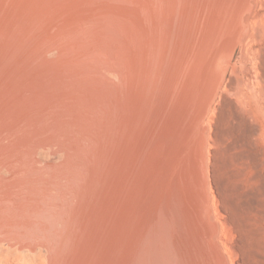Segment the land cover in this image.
Masks as SVG:
<instances>
[{
	"label": "bare ground",
	"instance_id": "1",
	"mask_svg": "<svg viewBox=\"0 0 264 264\" xmlns=\"http://www.w3.org/2000/svg\"><path fill=\"white\" fill-rule=\"evenodd\" d=\"M257 6L0 0V264L264 263L263 199L213 184L214 210L203 136Z\"/></svg>",
	"mask_w": 264,
	"mask_h": 264
},
{
	"label": "rangeland",
	"instance_id": "2",
	"mask_svg": "<svg viewBox=\"0 0 264 264\" xmlns=\"http://www.w3.org/2000/svg\"><path fill=\"white\" fill-rule=\"evenodd\" d=\"M257 1H258V6L256 8V11L257 12H259V11L264 12V0H257ZM261 5H262V7H261ZM263 21H264V17L259 18V19H254V18L249 19V22L247 24L248 29L246 28V30H248V31L246 32L247 35L245 37V40H244L243 44H238L236 52L234 54L233 62L236 65V69L238 71L237 77H238V80H240V81L238 82V87L235 90L236 93L230 94L229 98L232 101L234 100L238 106L235 105L234 104L235 102L233 101L234 106H237V107H235L236 109L231 110L232 108H230V107L226 108L225 114H226V117L228 116V118L226 119V117L224 116L226 121L224 122V118H223L222 119L223 121L221 120L222 121V123H221V121H220L221 118L219 119V115H220L219 113H221V111H222L221 101H222L223 97L226 96V94H224L225 91L223 89H221L220 90L221 92L219 91L218 95L216 96V98L214 100L213 107L206 113V115L204 117L203 125L205 124V128H206L205 130L206 131H204L205 133H203V136H205L204 138L207 141V144H206L207 153H206V159H205V170H206L205 182L207 183L206 186H210V191H211L212 200H213V207H214L215 211L219 207V201H218V198L216 195L214 185L215 186L216 185L222 186L224 184L227 187L231 186L232 188H235V189H237L239 186L240 187L242 186L241 188L237 189L239 191V193H237L238 191L236 190V192H234L235 196H233L234 193L233 194L231 193L230 196L232 195L233 198L235 197V199L241 200V199L247 197L248 196L247 194H249V192H251L249 195H251L252 193L258 194L257 195L258 199L259 198L263 199V201L262 200L261 201L264 203V76L262 73V71H264V22ZM251 25L253 27H251ZM254 26H256L257 29L259 28L258 29L260 31V32L258 31L259 33L255 31L257 29L253 30L255 28ZM254 32H256V33H254ZM253 33L255 35H260V36L256 37L253 35ZM249 40H251V41H249ZM241 46L243 49H240ZM253 46H254V48H253ZM261 47L263 48V50L260 49ZM241 50H242V54L240 52ZM239 55H240V57H238ZM259 55L262 56L263 60L261 59V56H259ZM243 56H245L244 59H243ZM243 62H244V64H243ZM241 63L245 67H243ZM240 68H242V70ZM239 77H240V79H239ZM239 107H241V108H239ZM220 109H221V111H220ZM234 110H236V113L239 114L238 115L239 121H238V119L236 121L234 120V119H236L234 117L233 112H232ZM238 110H239V112H237ZM241 113H242V115H241ZM231 116H232V119H230ZM245 117H246V119H245ZM247 119H248V122L246 121ZM231 121H232V123H231ZM219 123H221L222 129L224 128L223 129L224 131L226 128L229 127L226 130V133L221 138L222 141H221V139L219 140L222 143L213 141L214 137H215L214 132H216L215 129H217L216 127H218V125L221 127V125ZM247 123H249V124H247ZM233 126H235V127L233 128ZM248 127L254 128V132L252 133V135H249V137L247 136V132H245V129ZM256 129H257V131H256ZM228 131H230V132H228ZM209 139L211 141H213V143H215L216 145L211 144L212 142ZM219 146H220V148H219ZM221 148H223V149H221ZM229 149H231V151ZM214 152H215V154L219 152L218 153L219 155L218 154L215 155ZM228 152H230V153H228ZM212 153L214 154V157L215 156L220 157V159H219L220 162L217 160V158H219V157H215L217 160L215 165H213V164L215 163L216 160L214 161L215 158L213 157ZM222 162H223V164H222ZM217 163L219 165L221 164L222 167H219V165ZM212 169H213V171H211ZM213 173H216V174L212 175ZM217 179H219L222 184H219L220 182ZM245 190H247L248 192ZM254 191H256V192H254ZM244 192H246V193L244 194ZM237 195L238 196L242 195V197L240 196L241 197L240 198ZM263 203H262V205L264 206ZM263 206H261L259 208L260 210H258L257 212H253V213L250 212V214L248 212H245V211L242 212L245 215L248 213L246 215V221H249L248 224L254 223L253 226L249 225V227H251V230L255 229V228H256V230L258 228L262 229V230L258 229V231H257V236L259 238L257 236H256L257 238L254 236V238H256L257 241H259V243H261V242L263 243V241H264V236H263L264 235V222L261 223V221H264V216H261V215H264L263 214L264 213V207ZM262 208H263V211L261 210ZM260 211H262L263 213ZM258 212H260L262 214H260ZM242 213H241V217L240 216L239 217L245 220V218H243L245 215L243 214V216H242ZM230 214L231 213L227 214V217H229ZM253 214H256L257 216L256 215L254 216ZM258 214L260 216H258ZM249 216H250V218H249ZM255 217H256V219H255ZM258 217H262V219L259 218L261 221L259 219H257ZM223 219H226V216H224ZM255 220L256 221L258 220V223ZM253 221H255V222H253ZM259 221H260V223H259ZM255 223L258 225L255 226L256 225ZM259 224L261 225L260 227H259ZM259 231H260L261 235L259 234ZM234 232L232 230V233L224 235L223 236L224 240H226L229 243H232V242L235 243L236 241H238L240 235H238L237 232H235V233ZM235 234H237V236ZM228 238H229V240H227ZM236 238H237V240H236ZM262 243H261V245H262ZM262 246L264 248V245H262ZM261 263L264 264L263 262H261Z\"/></svg>",
	"mask_w": 264,
	"mask_h": 264
}]
</instances>
